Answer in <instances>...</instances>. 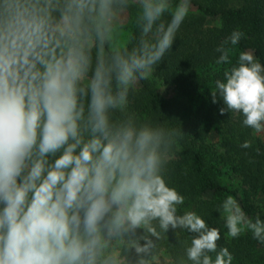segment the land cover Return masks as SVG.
I'll return each mask as SVG.
<instances>
[{"label":"clouds","instance_id":"clouds-1","mask_svg":"<svg viewBox=\"0 0 264 264\" xmlns=\"http://www.w3.org/2000/svg\"><path fill=\"white\" fill-rule=\"evenodd\" d=\"M133 8L135 43L122 38ZM189 10L190 0H0V264H151L170 229L193 234L191 264H232L219 229L181 214L165 179L181 128L128 111ZM216 51L217 65L231 64V48ZM223 76L211 91L221 115L264 132V66L241 52ZM220 210L229 237L264 243V221L232 196Z\"/></svg>","mask_w":264,"mask_h":264},{"label":"trees","instance_id":"trees-1","mask_svg":"<svg viewBox=\"0 0 264 264\" xmlns=\"http://www.w3.org/2000/svg\"><path fill=\"white\" fill-rule=\"evenodd\" d=\"M190 2L197 10L188 14L176 34L171 49L155 66L151 77L140 81V98L129 102L128 111L134 112L141 121L165 122L170 127L181 128L184 135L179 140V145L186 160L175 166L169 161L165 179L168 186L175 188L184 200L193 201L209 190L221 192L226 189V186L219 182L221 173L214 163L215 158L210 151V144L205 141L196 144L190 138L191 131H200L198 124L202 122L217 126L223 139L224 154L227 155L225 161L236 172L251 176L250 187L264 194V146L259 147L258 152L253 151L252 143L249 148L241 147L245 141L251 142L252 129L243 125L244 117L240 113L236 118L230 110L221 115L223 101L217 97V102L213 103L209 88L211 65L208 50L239 30L221 25L201 27L203 13L221 18H227L236 12L251 16L250 33L255 39L254 56L264 66V0H190ZM135 16L136 9L133 8L129 12L128 21L129 30L134 37L133 43L140 35L135 24ZM163 19L168 22L170 15H165ZM154 80L174 82L178 97L187 100L162 98L155 91ZM222 156L219 160L223 158ZM178 211L180 212V206ZM193 212L203 218L209 227L219 229L221 238L217 241V250L222 247L228 248L235 264H264L263 243L255 239L251 232L238 238L229 237L217 206H208L204 210ZM141 232L142 230H137V234ZM192 235L186 230L178 229L174 232L170 229L157 242L154 253L166 252L172 260L171 264H178L181 258L185 259L186 264H191L186 260L185 248L190 245ZM211 255L214 259L215 253Z\"/></svg>","mask_w":264,"mask_h":264},{"label":"rangeland","instance_id":"rangeland-1","mask_svg":"<svg viewBox=\"0 0 264 264\" xmlns=\"http://www.w3.org/2000/svg\"><path fill=\"white\" fill-rule=\"evenodd\" d=\"M173 2L175 4L179 2V0H173ZM195 10H197L196 7L190 2L189 13ZM128 21L129 14L126 22V31L122 37L123 39H127L128 34L131 33L128 27ZM201 23V27L204 28L221 25L232 27L244 33L241 42H239L237 45L225 43V41H227L228 39H222L216 46L210 47V49L208 50L211 65V78L209 83L211 94V91L215 88V81L217 79H224L223 73L225 69H228L232 66H237L239 54L241 52H249L254 56L253 46L255 44V39L250 33L252 17L238 12L229 15L227 18H221L219 16H213L203 13L201 16ZM221 45L232 49L230 55L231 64H216V60L220 55V53H218L216 49ZM254 59L256 62H259L255 56ZM153 85L157 94L164 99L174 98L185 101L187 100L178 97L174 82L167 80H154ZM139 88L140 82L135 86L133 92L130 93L129 102H132V100L134 99L140 98ZM231 112L233 113L234 118L239 115V113L237 112ZM198 126H200V131H191L190 138L196 144H199L202 141L210 144V151L215 158L214 163L219 167L221 173L219 182L222 185H225L226 189L221 192H218L216 190H209L204 192L201 196L194 199L193 201L184 200V203L180 205V213L182 214L185 211L193 212L197 210H204L208 206H217L220 211L219 214L223 220L222 224L227 230L225 225V215L220 210V205L228 196H232L237 201L238 205L241 207L242 211L248 218L255 220L258 217L261 221H264V194L260 191H254L250 187V183L252 180L251 176L236 172V170L232 168L228 162L225 161L227 155L224 154L225 150L222 142L223 139L221 137V133L218 132L217 126L206 122H202L198 124ZM250 140L253 145V151L258 152V148L264 146V132H256L252 129V136ZM221 155H223V158L219 160ZM184 160H186V156L178 142V149L174 151V154L171 156L169 161L171 162L172 166H175L176 164ZM224 161L225 163L221 164ZM250 232L251 231H248L244 234H248ZM262 245H264V243ZM134 260L135 256L133 255L130 264H134ZM171 262L172 260L166 252L158 251L153 253L151 264H171ZM232 264H235L234 258Z\"/></svg>","mask_w":264,"mask_h":264}]
</instances>
